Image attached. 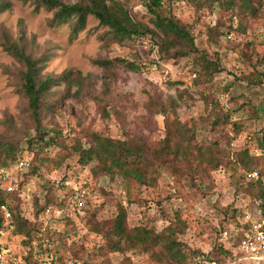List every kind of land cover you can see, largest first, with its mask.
Returning a JSON list of instances; mask_svg holds the SVG:
<instances>
[{"label": "rangeland", "instance_id": "rangeland-1", "mask_svg": "<svg viewBox=\"0 0 264 264\" xmlns=\"http://www.w3.org/2000/svg\"><path fill=\"white\" fill-rule=\"evenodd\" d=\"M118 1L136 19L153 28L141 0ZM3 2L12 7L0 13V40L3 32L17 39L23 28L27 39L35 40L31 44L33 51H52L44 74L57 76L73 69L86 76L83 96L66 97L59 112L48 114L44 120L45 125L62 132L66 145L52 146L37 154L44 178L69 179L86 191V199L82 206H74L69 190L57 186L52 213L39 215V226L47 229L51 237L49 241L33 242V259L40 264H165L137 250L104 249L110 224L124 207L130 227L147 225L162 231L172 223L177 225L181 218L186 227L177 233V238L190 250L223 260L220 229H233L237 222L230 217L231 208L248 203L247 196L237 198L238 180L244 169L236 159L242 151L261 157L256 170L263 172L264 180V3L263 7L256 4L260 6L256 16L239 10V29L227 39L213 37L208 30L219 10L222 19L229 17V10L217 5L213 13L206 0L173 2L171 12L191 27L196 45L222 67L213 81L196 84L193 79L200 69V55L171 58L161 53L148 35L107 46L98 38L104 27L93 16L86 30L72 38L69 25L49 24L52 11L43 8L36 12L33 4L22 0H0ZM113 57L128 58L143 68L134 71L122 66L108 70L93 63L97 58ZM19 67L0 46V137L23 148L18 160L28 162L24 170L17 167L18 160L0 164V191L11 183L17 188L24 181L20 186V206L26 216L33 218L36 198L43 195L44 180L26 179L24 173L38 147L27 140L34 132L29 127L26 99L17 92ZM226 115L228 123L218 121ZM174 121L184 125L190 142L177 133ZM92 132L117 139L140 136L151 157L169 136L175 141V154L166 161L153 157L144 184L117 176L95 177L91 168L97 161L83 167L69 150L76 140L92 147L88 144ZM218 162L221 166L216 169ZM241 238L235 230L233 248L242 258L237 264H254L241 250ZM1 242L0 264L26 263L24 257L30 248L22 243L21 236L4 230Z\"/></svg>", "mask_w": 264, "mask_h": 264}, {"label": "trees", "instance_id": "trees-1", "mask_svg": "<svg viewBox=\"0 0 264 264\" xmlns=\"http://www.w3.org/2000/svg\"><path fill=\"white\" fill-rule=\"evenodd\" d=\"M24 3H31L38 12L45 8L52 11L53 15L49 19L51 26H60L67 24L71 28L72 38L77 37L88 26L90 16L99 21V26L104 27V31L99 33L98 38L105 45L122 43L126 40L136 37L149 36L154 40L155 46L161 53L167 54L171 58L178 59L182 57H195L200 55L198 65L199 71L196 72L194 82L196 84L213 81L216 75L222 72L221 64L218 61L211 60L206 53L195 43V36L189 25L185 24L171 12V6L175 0H141L150 14V20L153 28L146 23L136 19L130 10L124 7L118 0H77L74 3H68L64 0H22ZM188 2L200 3L202 0H187ZM213 7V13H216V6L220 5L225 10H229L230 15L227 19H222V11L211 18L209 22V34L215 37L228 35L234 36L239 29V14L242 13L256 16L259 13L260 6L263 7L264 0H206ZM260 6H257L256 4ZM9 2L0 3V13L11 9ZM200 7H204L200 4ZM237 9V10H235ZM226 12V11H225ZM220 15V16H219ZM219 16V17H218ZM238 18L235 22L234 18ZM35 39V36L32 37ZM228 39V38H227ZM35 40H28L25 30L20 29L17 39L3 32L0 46L4 48L20 64L17 69V78L19 79L17 92L26 99L25 110L28 112V122L30 133L28 137L29 145L37 146L38 151L33 161H29V166L24 173L26 179L39 177L44 180L43 195L36 198V212L33 218L26 216L21 209V184L13 191L7 189L0 191V255L3 247L1 238L4 230H11L14 234L22 237V243L30 248L28 255L24 258L25 264H40L33 259V242L37 239L43 241L50 240L47 229L39 226V215L52 213L55 192L58 187L52 179L44 178L41 167V160L37 159V154L44 152L52 146L64 147L66 145L62 132L56 128L48 127L44 120L48 114L57 113L62 108L63 100L66 97L80 98L84 94L86 76L81 71L68 69L57 76L43 73L45 63L50 59L52 51L44 50L42 53L33 51L31 44ZM264 61V60H263ZM93 63L104 69L114 70L118 67H126L130 70L141 71L143 65L124 57L97 58ZM179 83V82H178ZM63 87L61 91L59 88ZM75 91H73V89ZM108 88V87H107ZM225 90H228L225 89ZM221 123L230 121L229 115H226ZM175 122V121H174ZM175 129L190 142L184 125L174 123ZM88 144L92 147H86L81 140H76L69 150L78 156V162L83 167L89 166L94 160L97 164L91 168L95 177L109 175L111 177H122L124 180H134L137 183H145L147 170L153 163V157L145 140L140 137H128L126 139L112 138L101 132L90 133ZM172 137L167 136L162 145L155 151V157L166 161L170 154H175ZM262 148L264 149V139H262ZM23 151L17 144L0 137V164L7 165L18 160V155ZM66 157L64 156L63 159ZM260 158L250 154L248 150L242 151L237 157V163L244 169L243 174L238 180V189L240 192L237 198L248 197V203L245 205H236L231 208L230 217L236 220L237 225L232 229V236L229 240L222 238L220 229V253L224 256L223 260L214 257L205 256L200 251H194L177 238V233L181 232L186 223L179 218L177 225L170 224L162 231H157L147 225H135L130 227L127 223V211L124 207L120 208L117 216L110 224L107 233V241L104 249L110 247L114 251L124 252L128 250H137L150 254L157 261L165 264H225L227 262L241 263V257L236 252L233 245L234 231L238 226H245L243 219L246 211L252 209L264 210V180L263 172H259L258 179H248L247 173L256 170L260 166ZM22 159H19V162ZM40 161V163L36 161ZM61 163H58L60 165ZM221 163H217L218 169ZM19 168V167H18ZM26 168V167H24ZM24 168H20L24 170ZM41 195V194H40ZM43 200H42V199ZM17 200L15 205L10 204L11 200ZM262 199L263 204L257 206L258 200ZM43 201V203L40 202ZM65 203V201H63ZM2 205L8 207L10 217L6 218V211ZM85 211L90 209L82 208ZM232 222V221H231ZM227 228V227H226ZM69 232V231H68ZM227 243V244H226ZM159 248V249H158ZM70 264H76L71 262Z\"/></svg>", "mask_w": 264, "mask_h": 264}, {"label": "built area", "instance_id": "built-area-1", "mask_svg": "<svg viewBox=\"0 0 264 264\" xmlns=\"http://www.w3.org/2000/svg\"><path fill=\"white\" fill-rule=\"evenodd\" d=\"M235 22H238V18H234ZM231 39V35L227 36ZM28 162L26 159H22L19 162L18 167H26ZM6 179V175H3ZM259 172L257 170L250 171L247 173L248 179H258ZM55 185L61 189L69 190V200L74 206H82L86 199V191L77 187L69 179H55ZM14 190L13 183L9 184L7 191L11 192ZM263 200L257 201L256 205L261 206ZM2 209L6 211V218L10 217L8 207L2 205ZM243 223L245 226H238L236 231H239L242 235L240 241V248L245 253V257L251 259L254 264H264V210L256 208L248 210L245 213ZM232 236V228H225L222 231V238L229 240ZM2 259V254L0 255ZM242 259V258H241ZM236 262H227L225 264H235ZM216 264V263H212Z\"/></svg>", "mask_w": 264, "mask_h": 264}, {"label": "crops", "instance_id": "crops-1", "mask_svg": "<svg viewBox=\"0 0 264 264\" xmlns=\"http://www.w3.org/2000/svg\"><path fill=\"white\" fill-rule=\"evenodd\" d=\"M240 260H242V259H240Z\"/></svg>", "mask_w": 264, "mask_h": 264}]
</instances>
